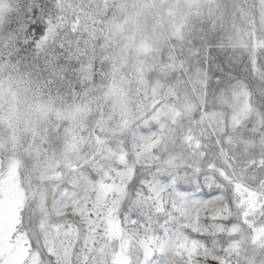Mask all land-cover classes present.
Instances as JSON below:
<instances>
[{
    "label": "snow or ice",
    "instance_id": "1",
    "mask_svg": "<svg viewBox=\"0 0 264 264\" xmlns=\"http://www.w3.org/2000/svg\"><path fill=\"white\" fill-rule=\"evenodd\" d=\"M0 264H264V0H0Z\"/></svg>",
    "mask_w": 264,
    "mask_h": 264
}]
</instances>
